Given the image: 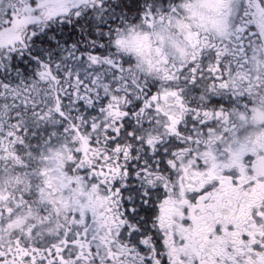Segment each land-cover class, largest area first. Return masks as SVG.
Returning <instances> with one entry per match:
<instances>
[{"label": "snow or ice", "instance_id": "obj_1", "mask_svg": "<svg viewBox=\"0 0 264 264\" xmlns=\"http://www.w3.org/2000/svg\"><path fill=\"white\" fill-rule=\"evenodd\" d=\"M0 264H264V0H0Z\"/></svg>", "mask_w": 264, "mask_h": 264}]
</instances>
